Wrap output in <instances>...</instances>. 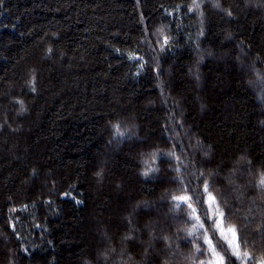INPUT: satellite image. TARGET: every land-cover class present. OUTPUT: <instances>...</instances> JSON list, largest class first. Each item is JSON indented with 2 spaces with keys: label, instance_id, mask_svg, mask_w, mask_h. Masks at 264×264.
Instances as JSON below:
<instances>
[{
  "label": "trees",
  "instance_id": "16d2710c",
  "mask_svg": "<svg viewBox=\"0 0 264 264\" xmlns=\"http://www.w3.org/2000/svg\"><path fill=\"white\" fill-rule=\"evenodd\" d=\"M0 264H264V0H0Z\"/></svg>",
  "mask_w": 264,
  "mask_h": 264
},
{
  "label": "snow or ice",
  "instance_id": "6c2138e0",
  "mask_svg": "<svg viewBox=\"0 0 264 264\" xmlns=\"http://www.w3.org/2000/svg\"><path fill=\"white\" fill-rule=\"evenodd\" d=\"M194 3H195V0H194ZM229 15H231V13H229ZM145 174H147V173H145ZM174 199H176V198L174 197Z\"/></svg>",
  "mask_w": 264,
  "mask_h": 264
}]
</instances>
